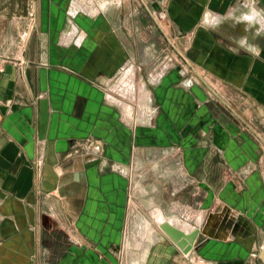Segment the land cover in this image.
I'll list each match as a JSON object with an SVG mask.
<instances>
[{
  "label": "crops",
  "instance_id": "1",
  "mask_svg": "<svg viewBox=\"0 0 264 264\" xmlns=\"http://www.w3.org/2000/svg\"><path fill=\"white\" fill-rule=\"evenodd\" d=\"M74 1L0 0V264H264V0Z\"/></svg>",
  "mask_w": 264,
  "mask_h": 264
},
{
  "label": "water",
  "instance_id": "2",
  "mask_svg": "<svg viewBox=\"0 0 264 264\" xmlns=\"http://www.w3.org/2000/svg\"><path fill=\"white\" fill-rule=\"evenodd\" d=\"M159 227L186 254L190 253L194 249L201 232L200 227H195L187 231L177 226L169 219L161 221L159 223ZM260 256L264 260V249L261 250Z\"/></svg>",
  "mask_w": 264,
  "mask_h": 264
},
{
  "label": "bare ground",
  "instance_id": "3",
  "mask_svg": "<svg viewBox=\"0 0 264 264\" xmlns=\"http://www.w3.org/2000/svg\"><path fill=\"white\" fill-rule=\"evenodd\" d=\"M92 1V0H91ZM93 2V1H92ZM84 0H76L75 2V6L78 5L79 7H82V8H86V6L88 7V3H85ZM108 3V2H107ZM107 3L104 2L102 3V8H104L105 6H107ZM110 3V2H109ZM92 4V3H90ZM89 8V7H88ZM92 10V9H91ZM98 10H95V11H92L93 13H96ZM215 20V19H214ZM125 83V82H124ZM125 89V93L124 96H128L126 94H129V91H128V87L124 88ZM122 94V95H123ZM113 99L114 100H118L114 95H113ZM119 100L123 103L124 107H125V110H126V113H127V116L129 117H132L133 114L135 113V106H134V100H129L127 98H120L119 97ZM118 100V101H119ZM147 104L145 105V108L142 109V114L145 113L146 114V111H147ZM160 208V207H159ZM152 216L154 218V220H156L158 223H160L161 221L165 220V219H168L166 218L165 214L162 212V210L160 209H156L155 208L152 210ZM145 230H146V233L148 234L147 237H149V232L151 231V226H150V223L149 222H146V225H145ZM188 231V230H187ZM141 244V243H140ZM145 259V258H144Z\"/></svg>",
  "mask_w": 264,
  "mask_h": 264
},
{
  "label": "rangeland",
  "instance_id": "4",
  "mask_svg": "<svg viewBox=\"0 0 264 264\" xmlns=\"http://www.w3.org/2000/svg\"><path fill=\"white\" fill-rule=\"evenodd\" d=\"M93 1V2H92ZM84 0L85 3H88V7L86 6V8L84 9H87L90 13H93L92 11H95V10H99L100 8H102V3L104 2H108L107 5H109V2L110 1H107V0H100V4L99 6H95L93 5V3L95 2V0ZM76 0L74 1V4H75ZM84 3V4H85ZM92 3V4H90ZM92 9V10H91ZM129 76V72L127 74ZM126 75V76H127ZM129 78V77H128ZM123 82L126 83V80H123ZM128 91H129V94H130V89H129V86H128ZM115 96V95H114ZM118 100H119V97L118 96H115ZM150 99V96H149V91L147 90V88L144 86L141 90H140V93H139V96L134 100V106H135V109H136V105L138 106L139 108V112H140V115H145V113L142 114V109L145 108V105L147 104V108H149V103H148V100ZM117 100V101H118ZM120 101V100H119ZM137 103V104H136ZM150 111V108L147 109L146 112H149ZM148 222V221H147ZM151 226V225H150ZM152 229V228H151ZM126 258V256H125Z\"/></svg>",
  "mask_w": 264,
  "mask_h": 264
},
{
  "label": "built area",
  "instance_id": "5",
  "mask_svg": "<svg viewBox=\"0 0 264 264\" xmlns=\"http://www.w3.org/2000/svg\"><path fill=\"white\" fill-rule=\"evenodd\" d=\"M2 71H4V68L0 66V72ZM196 264H207V261L204 258L199 257L196 261ZM209 264H212V263H209Z\"/></svg>",
  "mask_w": 264,
  "mask_h": 264
},
{
  "label": "clouds",
  "instance_id": "6",
  "mask_svg": "<svg viewBox=\"0 0 264 264\" xmlns=\"http://www.w3.org/2000/svg\"><path fill=\"white\" fill-rule=\"evenodd\" d=\"M254 17L253 16H246V17H244V19H246V20H252Z\"/></svg>",
  "mask_w": 264,
  "mask_h": 264
}]
</instances>
